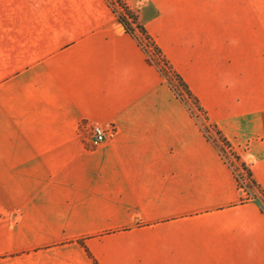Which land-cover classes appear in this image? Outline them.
I'll return each instance as SVG.
<instances>
[{"label": "crops", "instance_id": "1", "mask_svg": "<svg viewBox=\"0 0 264 264\" xmlns=\"http://www.w3.org/2000/svg\"><path fill=\"white\" fill-rule=\"evenodd\" d=\"M124 1L264 192V0ZM121 27L0 0V264H264V208Z\"/></svg>", "mask_w": 264, "mask_h": 264}, {"label": "trees", "instance_id": "2", "mask_svg": "<svg viewBox=\"0 0 264 264\" xmlns=\"http://www.w3.org/2000/svg\"><path fill=\"white\" fill-rule=\"evenodd\" d=\"M106 1L110 5L118 24L122 25L125 31L128 32L138 42V44L146 53L148 61L159 69L167 83L178 94L180 99L187 103L186 97L191 98L194 101L196 108L202 111L197 100L192 97L191 92L182 80L181 76L176 71H174L169 61L155 43L154 39L148 34L145 27L138 21L136 12H134L124 0ZM116 4L122 9L121 12L117 10ZM152 55L155 57L154 59L152 58ZM174 83L176 85H174ZM179 87L185 95L179 93ZM247 172V174L250 176V182L253 185H256V182L253 180L249 169ZM95 264L97 263L95 262Z\"/></svg>", "mask_w": 264, "mask_h": 264}, {"label": "rangeland", "instance_id": "3", "mask_svg": "<svg viewBox=\"0 0 264 264\" xmlns=\"http://www.w3.org/2000/svg\"><path fill=\"white\" fill-rule=\"evenodd\" d=\"M116 7L118 11H122V9L117 4ZM130 8L135 12L132 7ZM152 58L154 59L155 57L152 55ZM174 85L176 84L174 83ZM179 90L180 94L185 95L180 87ZM186 101L187 105L191 107L196 118L200 122L201 127L208 139L217 147L224 161L230 166V168H232L237 185L240 188V193L242 194L241 199L248 200L252 198L255 200V198H257L264 208V192L257 185H253L250 182V176L247 174L249 169L248 160L242 156H238V152L235 150L234 146L221 134L216 132V128L206 119L205 113L196 108L195 103L191 98L186 97Z\"/></svg>", "mask_w": 264, "mask_h": 264}, {"label": "built area", "instance_id": "4", "mask_svg": "<svg viewBox=\"0 0 264 264\" xmlns=\"http://www.w3.org/2000/svg\"><path fill=\"white\" fill-rule=\"evenodd\" d=\"M109 132V129L105 128L104 126H93L91 138L92 145L95 147L101 145L107 139Z\"/></svg>", "mask_w": 264, "mask_h": 264}, {"label": "water", "instance_id": "5", "mask_svg": "<svg viewBox=\"0 0 264 264\" xmlns=\"http://www.w3.org/2000/svg\"><path fill=\"white\" fill-rule=\"evenodd\" d=\"M121 28H123V27H121Z\"/></svg>", "mask_w": 264, "mask_h": 264}]
</instances>
